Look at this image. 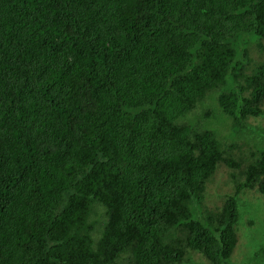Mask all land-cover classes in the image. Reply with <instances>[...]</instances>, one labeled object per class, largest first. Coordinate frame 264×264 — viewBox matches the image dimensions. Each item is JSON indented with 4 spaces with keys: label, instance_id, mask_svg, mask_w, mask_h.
I'll return each instance as SVG.
<instances>
[{
    "label": "trees",
    "instance_id": "obj_1",
    "mask_svg": "<svg viewBox=\"0 0 264 264\" xmlns=\"http://www.w3.org/2000/svg\"><path fill=\"white\" fill-rule=\"evenodd\" d=\"M263 39L264 0H0V264H228L264 148L189 117L264 113Z\"/></svg>",
    "mask_w": 264,
    "mask_h": 264
},
{
    "label": "rangeland",
    "instance_id": "obj_2",
    "mask_svg": "<svg viewBox=\"0 0 264 264\" xmlns=\"http://www.w3.org/2000/svg\"><path fill=\"white\" fill-rule=\"evenodd\" d=\"M262 41L264 43V39ZM248 54L254 61H260L264 57V52L259 53L255 46ZM207 101L200 104L191 113L189 120L193 123L195 121L197 127L199 125L203 127L205 123L209 124L218 133L223 145L235 152L236 156L249 158V161L252 151H257L259 154V151L264 148V113L258 117H249L245 120V124L240 121L237 127L233 126L231 116L225 115V117H220L219 120L212 122L211 119L202 116V114L205 110V114H208L207 107L209 106L216 108V99L210 96ZM233 142L237 144L236 148L230 147ZM241 178L238 170L220 164L208 180L209 182L207 181L204 203L197 205L200 214L218 211L224 198L235 191L236 179L239 181ZM237 201L239 211V218L236 223L238 242L228 264H264V194L258 188H245L238 195ZM193 204L195 203L190 205L193 207ZM194 217L198 219L195 214ZM117 264L128 263L124 259H120ZM179 264L211 263L199 251L189 250L186 259Z\"/></svg>",
    "mask_w": 264,
    "mask_h": 264
},
{
    "label": "clouds",
    "instance_id": "obj_3",
    "mask_svg": "<svg viewBox=\"0 0 264 264\" xmlns=\"http://www.w3.org/2000/svg\"><path fill=\"white\" fill-rule=\"evenodd\" d=\"M212 129H213V128H212ZM213 130H214V129H213ZM218 138H219V140H221L220 137H219V135H218Z\"/></svg>",
    "mask_w": 264,
    "mask_h": 264
}]
</instances>
